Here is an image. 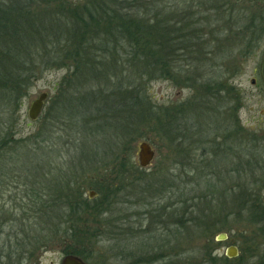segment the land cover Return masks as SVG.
I'll use <instances>...</instances> for the list:
<instances>
[{"label": "rangeland", "instance_id": "obj_1", "mask_svg": "<svg viewBox=\"0 0 264 264\" xmlns=\"http://www.w3.org/2000/svg\"><path fill=\"white\" fill-rule=\"evenodd\" d=\"M54 1L51 8L39 3L28 5L24 14L41 24L45 13L52 10L64 7L63 13L79 12L95 1H104L109 11L133 16L143 28L156 25L154 20L162 17L161 21L169 19L173 27L185 25L187 34L171 32V48L173 40L177 44L180 37H185L183 45L187 48L175 50L170 56L165 77L147 78L143 84L153 104L166 108L168 123L164 125L169 133L154 129L148 120L131 121L137 130L132 131L134 137L124 149L128 152L112 156L113 149L110 151L102 137L114 121L107 123L108 105L114 107L111 115L118 120L119 109L127 101L114 94L128 63L118 71L106 66L105 62L113 61L107 59L112 55L95 49L93 42V48L81 50L76 61L33 76L14 117L0 113V144L5 135L13 140L0 151V264H61L70 241L65 240V230L85 219V215L75 217L70 211L76 193L90 201L89 208L94 206L100 191L109 192L107 186L111 188L110 184L117 182L102 169L114 161H127L128 165L125 163L126 171L114 186L121 190L113 193L116 196L105 207L108 211L96 219L103 224L96 239L101 242L93 243L92 255L87 251L90 263L264 264V257L259 255L264 254V244L257 245L264 232L250 212L254 189L264 201V184L251 187L245 180L251 178L250 173L238 172L241 161H250L257 177L264 172V34L260 25L254 35L248 28L254 19H260L264 0H137L140 6L143 4L140 11L132 0ZM53 18L69 19L56 14ZM21 23V31L34 29L25 19ZM53 43L48 42V50L58 47ZM112 64L118 65L117 60ZM94 65L99 68L97 74H92ZM100 71L109 73L101 75ZM116 74L118 77H114ZM219 87H223V95ZM85 90L96 96L94 105L79 100ZM109 90H113L114 99L110 97L109 102L104 98L102 102L109 104L95 111L102 104L97 99ZM42 93H48L49 98L38 121L32 122L28 110ZM221 121L225 127L232 121L234 128L247 132L244 138L248 146L241 151L227 150L232 144L223 131H219L222 137L214 142L215 147L208 143L192 146L198 137L180 142L181 134L193 136V130L213 134L214 123ZM143 142L157 154L146 169L140 168L137 156ZM220 142L225 146L222 149ZM94 146L99 148L92 157ZM131 164L133 168H129ZM90 192L96 196L90 198ZM184 208L187 224L180 228L174 223L179 224ZM174 214L176 217L170 216ZM120 218L128 224L126 221L122 226ZM59 230L62 233H56ZM223 234L227 240L218 241ZM231 246L238 247L235 259L226 256ZM120 251L126 255L123 262ZM129 254L134 256L132 260Z\"/></svg>", "mask_w": 264, "mask_h": 264}, {"label": "trees", "instance_id": "obj_2", "mask_svg": "<svg viewBox=\"0 0 264 264\" xmlns=\"http://www.w3.org/2000/svg\"><path fill=\"white\" fill-rule=\"evenodd\" d=\"M133 2L137 4L135 9L138 8L140 11L143 4L140 6L137 0H132V3ZM36 3L51 8V4H55V1L0 0V113L14 117L21 106L23 96L27 93L31 85L33 76L39 71L66 65V62L70 60L76 61L80 57V51L93 48L91 44L94 43L95 49L97 47L101 48L103 51L109 52V54L112 55V57H108L107 59L113 58V61L116 59L118 62V65L112 64L113 61H111L110 64L105 62L106 66H114L115 71H118L119 67L122 65L125 66L128 63L118 89L114 94L117 98L121 96L123 99L127 100L123 105L124 108L119 109L121 111L120 118L118 120L114 119L111 115L114 107L109 103L102 102L104 98H107L109 102L111 98L114 99V97H112L113 94L111 95V91L113 90L103 93V98L97 99V103L102 104L94 109L95 111H101L103 107L109 104L108 113L110 114H108L107 123L111 120L114 121L111 124L112 127L109 129L110 131H107L106 136L104 134L102 137H105L106 146L109 147L110 151L113 149V153L110 152L112 156L115 153L128 152V150L124 149L129 148L132 137H134L132 131L137 130L136 126L131 125V121L137 120L146 123L148 120L150 124H154V129L169 133V127L164 125L168 123L166 108L157 107L153 104L150 91L148 87L143 84H145L147 78L161 79L165 77L169 73L168 69L171 64V57L174 55L175 50H185L187 48L186 45H183V41L185 44V37H180L177 44L176 40H173L172 46L174 47L171 48V32L177 31L181 34H187L185 25L181 26L180 24H176L173 27L169 23V19H167L168 23L166 21H161L163 19L162 17V19L157 18L154 20L157 21L156 25L143 28L139 19L128 16L127 13L120 15V13L118 14L116 11H109V7H107L104 1L103 3L95 1L87 5L82 11L79 10V12L69 10L63 13L66 11L64 7L60 8V11L52 10L51 13H45L46 15L43 17V19H45L43 23L41 22L40 24L38 21L35 22L32 18L24 14V11L29 8L28 5L33 6ZM29 14L32 15L30 10ZM54 14L63 15L69 17V19L67 18V20L64 21L56 20L53 18ZM23 19H25V23L29 28L34 29L21 31V25L23 24L21 20ZM258 20L254 19V23L250 24L248 27L253 35L258 25H260V30L263 29L262 32L264 34V12H262ZM36 24L37 27H35ZM65 24L66 27H62ZM19 36H23V38L20 39ZM13 38H16V41ZM53 41L58 44L57 48H59L55 53L53 52L57 48L48 50V42H50L51 45H55ZM120 47H122V51H120ZM116 57H118V59ZM89 58L90 56H88V60ZM119 62L122 64H119ZM93 67L96 68H91L92 74H97L96 72L99 71V68L95 65ZM108 73V71L105 73L101 72V75H108ZM114 77H118V75L116 74ZM35 78L36 77H34L33 80ZM75 86L77 90L80 88L78 85ZM106 88L108 89V86H106ZM222 88L223 87H219V93L221 95L224 94ZM85 91L87 93L79 100L94 105L92 99L96 98V96H94L91 90ZM71 101L72 98L69 99V102ZM63 109L67 113V108L63 107ZM128 117L129 120L126 122L125 119ZM229 122L231 125L227 127L222 125V121L214 123V128H211V130L214 131L213 134H204L203 130H193V136L189 134L187 139L189 140L190 137H198L199 140L192 144V146L196 145V148L200 146L203 147L205 143H208L211 147H215L216 145L214 142H219V138L222 137L219 131H223L225 133L223 136H227V140L229 142L231 141L232 144L228 147L226 143L227 150L237 149L241 151L242 148L248 146L246 142L249 141L244 138L247 132L234 128V123H232V121ZM99 130H101V124H98L97 131ZM160 131L158 132L163 134ZM239 132L242 133L239 134ZM102 137L100 139H102ZM12 142V137L10 135H5L0 144V151L6 150V147H9ZM219 145L221 149L225 147L221 142ZM98 148L99 146H94L92 157L95 156L94 153ZM106 156L109 157L108 155ZM125 163L128 165L127 161H114L112 164L102 167V169L105 168L104 170L108 173L107 177L110 178L115 176L114 180H117V182L111 183V188L109 185L107 186L110 190L109 192L100 191V199L96 200L94 206L91 208H89L90 201H86L81 196V193H76L74 198L76 201L73 205H70V211L74 213L75 217L81 218L82 215H85V219L81 224H79V220L78 225L75 226L74 224L68 227L69 230L68 228L65 230V240H70L67 242V244H69L67 247V255H76L85 260H91V257L87 256V251H89V255H92L93 243L98 244L101 242V240L96 239L101 236L97 235V233L100 232L98 227H103V224L97 223L98 221L96 219L108 211V208H105L108 201L112 200V198L116 196L115 194H118L121 190L114 186L118 185V179H120L126 171L125 169L127 167ZM243 164L241 161L240 169L237 168L239 169L238 172L250 173L251 178L245 180L247 182L249 181L248 183H250L251 187L253 185H260V183L264 184V172L260 174V177H257L255 173L256 169L251 168L252 163L250 161H245ZM129 168H133V165L131 164ZM234 169L236 171V168ZM262 186L264 187V185ZM231 190H233V188ZM253 191L254 196H251V193H247L253 200V203L250 205V212L251 214L253 213V217L256 219V225L264 232V209L262 208L264 201L259 197V194H257L259 193L257 190L254 189ZM255 195L258 196L255 197ZM61 217L63 218L62 214ZM91 219H94V221H91ZM206 223L208 225L212 224L209 223V221H206ZM91 224H94L95 227H89ZM58 227L59 229L62 228V222ZM59 232L62 233L61 230L56 233ZM263 236L264 234L257 245L260 246L264 244ZM70 244L74 246L71 247ZM259 255L264 257L262 253H259Z\"/></svg>", "mask_w": 264, "mask_h": 264}, {"label": "water", "instance_id": "obj_3", "mask_svg": "<svg viewBox=\"0 0 264 264\" xmlns=\"http://www.w3.org/2000/svg\"><path fill=\"white\" fill-rule=\"evenodd\" d=\"M262 77L264 80V60H263V65H262ZM49 95L48 93H42L38 96L37 99H35L29 110H28V118L32 122H36L42 111L43 107L45 105V102L48 100ZM138 164L141 169H146L149 166L152 165L153 160L155 159V151L153 147L148 143V142H143L139 144V149H138ZM95 193L90 192V198H94ZM217 240H227L226 235H220L217 237ZM238 249L235 246H231L227 249L226 251V256L229 259L236 258L238 256ZM61 264H88L84 262L81 258L78 256H73V255H67L63 258Z\"/></svg>", "mask_w": 264, "mask_h": 264}, {"label": "flooded vegetation", "instance_id": "obj_4", "mask_svg": "<svg viewBox=\"0 0 264 264\" xmlns=\"http://www.w3.org/2000/svg\"><path fill=\"white\" fill-rule=\"evenodd\" d=\"M253 83H255V81H253ZM45 106V105H44ZM44 110V109H43ZM42 114V113H41ZM186 139H187V136L183 133V134H181V138H180V142H186ZM156 156H157V154H156V151H155V158H156ZM104 215V214H103ZM102 215V216H103ZM171 217H176V214H174V215H170ZM120 220H121V224H122V226H125L126 224V221H127V224H128V220H126L125 218H120ZM91 221H94V219H91ZM175 224V226H178V227H180V228H184L185 226H186V224H187V208H184V209H182V212H181V219H179V224H177V223H174ZM173 224V225H174ZM89 227H92V228H94L95 227V225L94 224H91ZM122 230V229H121ZM123 231H121V233H122ZM182 243V241L180 242V244ZM236 247V246H235ZM237 249H238V247H236ZM74 256V255H73ZM76 256V255H75ZM79 257V256H78ZM133 254H129V258L132 260L133 259ZM125 258H126V255H125V253L123 252V251H120L119 252V259L123 262L124 260H125ZM237 258V257H236ZM84 262H86V263H88V264H94V263H90V261H88V260H85V259H83V258H81ZM233 259H235V258H233ZM137 262V263H136ZM136 262H133V261H131V263L130 264H138V261H136ZM151 262L152 261H149L148 263L149 264H151ZM122 264H124V263H122ZM184 264H186V263H184Z\"/></svg>", "mask_w": 264, "mask_h": 264}]
</instances>
